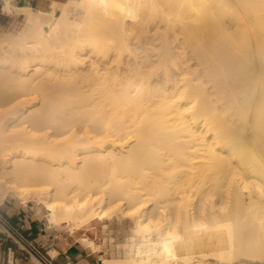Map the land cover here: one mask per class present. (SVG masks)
<instances>
[{
    "label": "bare ground",
    "instance_id": "bare-ground-1",
    "mask_svg": "<svg viewBox=\"0 0 264 264\" xmlns=\"http://www.w3.org/2000/svg\"><path fill=\"white\" fill-rule=\"evenodd\" d=\"M0 2V209L128 228L103 264H264V0Z\"/></svg>",
    "mask_w": 264,
    "mask_h": 264
},
{
    "label": "crops",
    "instance_id": "crops-1",
    "mask_svg": "<svg viewBox=\"0 0 264 264\" xmlns=\"http://www.w3.org/2000/svg\"><path fill=\"white\" fill-rule=\"evenodd\" d=\"M52 1L63 3L66 0H13L14 4L18 6H29L35 10H48ZM23 23L24 17L10 16L9 24L13 30L22 28ZM1 210L4 217L21 230V233L44 252L54 264H103L101 256H98L99 254L90 247L83 245L77 240L78 238L70 237L65 229L48 227L44 217H38L39 213L29 207L17 205L7 199ZM2 244L5 249L9 247L7 241ZM52 250L57 252L54 258L49 256ZM16 255L18 258L12 257V260L17 262L21 258L18 251H16ZM25 258L26 261L27 257ZM25 261H21L22 264H33L30 260Z\"/></svg>",
    "mask_w": 264,
    "mask_h": 264
},
{
    "label": "rangeland",
    "instance_id": "rangeland-1",
    "mask_svg": "<svg viewBox=\"0 0 264 264\" xmlns=\"http://www.w3.org/2000/svg\"><path fill=\"white\" fill-rule=\"evenodd\" d=\"M1 6V2H0ZM10 16L8 17L5 14L0 13V30L5 31H13V28H11V25L9 24ZM13 203L20 205L21 203L19 200L14 197L8 198ZM33 207V205H31ZM36 212L39 213L38 217H44L45 219V213L38 207H35ZM33 210V208H30ZM0 213L3 215L2 210L0 209ZM35 214V213H34ZM4 216V215H3ZM46 220V219H45ZM1 228H3L0 225ZM129 227V226H128ZM21 231V230H20ZM127 231L128 228L123 232L119 229L118 225H114L113 227L107 223V229L105 232V227L102 226H94L91 229H89L86 232L79 233L80 237H87V239L90 242H93L96 246H98L99 254L98 256H101V258H112V257H124L126 254L127 248L125 247V241L127 239ZM9 247L6 249L3 247V242H6ZM11 248L12 252H9L8 249ZM6 250V251H5ZM16 251L20 253L19 257L21 260H18L17 262L12 260V264H22L21 261H25V257H27V260L25 262H28V260L32 261L33 264V257H35L32 253H29L26 251L25 247L19 243L8 231L4 229L3 232H0V264H11V258H18L16 255ZM41 253L47 257V255L41 251ZM9 256H10V262H9ZM17 256V257H16ZM36 258V257H35ZM38 259V258H37ZM39 260V259H38Z\"/></svg>",
    "mask_w": 264,
    "mask_h": 264
},
{
    "label": "built area",
    "instance_id": "built-area-1",
    "mask_svg": "<svg viewBox=\"0 0 264 264\" xmlns=\"http://www.w3.org/2000/svg\"><path fill=\"white\" fill-rule=\"evenodd\" d=\"M0 225L10 233L19 243H21L26 251L29 253H32L36 258L39 259L43 264H54L49 257H45L41 250L31 243L22 233L19 229H17L15 226L11 224V222L6 219L1 213H0ZM9 252H12V249H8Z\"/></svg>",
    "mask_w": 264,
    "mask_h": 264
}]
</instances>
